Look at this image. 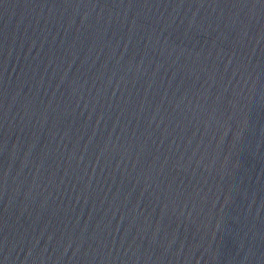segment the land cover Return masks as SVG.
<instances>
[{
  "label": "water",
  "instance_id": "1",
  "mask_svg": "<svg viewBox=\"0 0 264 264\" xmlns=\"http://www.w3.org/2000/svg\"><path fill=\"white\" fill-rule=\"evenodd\" d=\"M0 264H264V0H0Z\"/></svg>",
  "mask_w": 264,
  "mask_h": 264
}]
</instances>
